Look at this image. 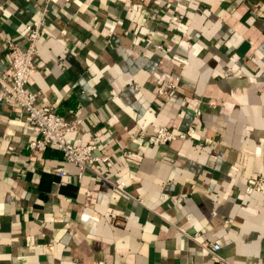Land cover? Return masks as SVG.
<instances>
[{
    "label": "crops",
    "instance_id": "1",
    "mask_svg": "<svg viewBox=\"0 0 264 264\" xmlns=\"http://www.w3.org/2000/svg\"><path fill=\"white\" fill-rule=\"evenodd\" d=\"M45 1L0 0V70ZM34 59L38 102L81 118L67 140L113 151L105 171L137 199L73 164L60 178V152L31 156L35 127L0 101V264H223L194 232L228 264H264V196L248 187L264 176V0H50ZM198 100L191 137H137L185 130Z\"/></svg>",
    "mask_w": 264,
    "mask_h": 264
},
{
    "label": "built area",
    "instance_id": "2",
    "mask_svg": "<svg viewBox=\"0 0 264 264\" xmlns=\"http://www.w3.org/2000/svg\"><path fill=\"white\" fill-rule=\"evenodd\" d=\"M128 3L133 0H126ZM46 0L40 9L39 20L35 24H27L26 45L23 47L18 42L5 39V51L7 56V67L0 70V101L5 103L11 110L20 109L25 113L28 120L36 129V135L30 139L26 148L31 156H40L47 148L52 147L61 154L62 164L56 168V174L61 178L66 175L65 165L73 164L76 175L81 178L89 174L92 178L108 183L113 191L136 200L127 190L123 181H116L105 169L109 167L114 157V152H97L98 143L74 144L67 140L68 133H76L80 130L81 118L73 120L59 113L56 108L40 104L35 92L28 88L30 78L38 73L39 69L35 63L36 46L42 35L43 22L48 15V3ZM150 18L155 19V15ZM161 48V45H158ZM230 70L225 71L228 75ZM179 77L167 83L169 90L175 89L179 83ZM202 100H198L193 108V120L187 128L180 132H174L167 126H160L154 133L137 135L147 145L157 146L174 140H183L191 137L196 130V124L201 119ZM116 152L128 157L130 150L127 146L116 148ZM250 191L264 196V176L251 178L248 182ZM139 200V199H138ZM180 200V198H178ZM141 201V200H139ZM185 236L194 240L209 253L216 261L228 264L220 255V245L206 239H199V233H185ZM94 264H105L103 260H97Z\"/></svg>",
    "mask_w": 264,
    "mask_h": 264
}]
</instances>
